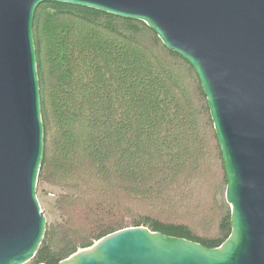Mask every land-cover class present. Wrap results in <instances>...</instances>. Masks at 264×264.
Here are the masks:
<instances>
[{
    "label": "trees",
    "instance_id": "16d2710c",
    "mask_svg": "<svg viewBox=\"0 0 264 264\" xmlns=\"http://www.w3.org/2000/svg\"><path fill=\"white\" fill-rule=\"evenodd\" d=\"M44 155L60 215L31 264L128 226L207 247L230 233L226 178L191 65L144 23L59 2L33 23Z\"/></svg>",
    "mask_w": 264,
    "mask_h": 264
},
{
    "label": "water",
    "instance_id": "95a60500",
    "mask_svg": "<svg viewBox=\"0 0 264 264\" xmlns=\"http://www.w3.org/2000/svg\"><path fill=\"white\" fill-rule=\"evenodd\" d=\"M48 2L144 22L191 65L230 209V233L216 247L128 226L57 264H264V0H0V264L29 262L46 232L37 197L44 125L33 23Z\"/></svg>",
    "mask_w": 264,
    "mask_h": 264
},
{
    "label": "rangeland",
    "instance_id": "374dc122",
    "mask_svg": "<svg viewBox=\"0 0 264 264\" xmlns=\"http://www.w3.org/2000/svg\"><path fill=\"white\" fill-rule=\"evenodd\" d=\"M59 192V189L54 188L47 183H42L40 185L37 184V197L46 218L47 225L52 224L60 215V211L56 207V199ZM221 197L224 198V192L219 196V198ZM26 264H31V262L29 261Z\"/></svg>",
    "mask_w": 264,
    "mask_h": 264
}]
</instances>
